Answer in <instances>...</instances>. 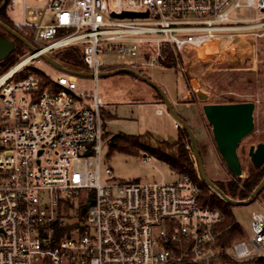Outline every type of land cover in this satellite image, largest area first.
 I'll return each mask as SVG.
<instances>
[{"label": "built area", "instance_id": "1", "mask_svg": "<svg viewBox=\"0 0 264 264\" xmlns=\"http://www.w3.org/2000/svg\"><path fill=\"white\" fill-rule=\"evenodd\" d=\"M25 1L8 0V8L22 4L27 15L14 26L39 46L0 75V264L264 259V213L252 211L250 233L223 243L222 212L198 201L199 186L187 175L119 181L111 168L101 172L104 101L97 89L100 53L138 54L143 64L161 67L168 51L186 77L211 58L237 63L243 39L264 35V14L235 19L232 12L264 11V0H48L46 24ZM126 11L146 15L117 16ZM71 45L81 48L91 88L66 72L46 75L42 84L45 73L36 67L15 77L40 54Z\"/></svg>", "mask_w": 264, "mask_h": 264}, {"label": "rangeland", "instance_id": "2", "mask_svg": "<svg viewBox=\"0 0 264 264\" xmlns=\"http://www.w3.org/2000/svg\"><path fill=\"white\" fill-rule=\"evenodd\" d=\"M47 2L48 0L25 1L27 8L42 11L43 15L38 17L37 23L46 24L52 19V14L45 11ZM7 11L12 21H20L24 15H27V13L24 14L22 4L19 2L13 10L7 8ZM262 14L264 11L240 6L232 12V17L254 19ZM262 38L243 39L245 42L247 39V43L237 63L228 65L221 62L219 58H211L209 62L213 64L208 62L209 65L205 66L204 70L193 73L191 77L184 76L179 68L149 67L142 63L138 54L100 53L99 58L103 66L107 68L132 67L137 73L146 76L163 89L176 115L189 124L196 136L207 178L211 182H225L231 174L217 152L211 126L205 120L194 86L198 85L207 94L206 103H218L227 98L235 102H254V128L237 147L240 165L246 168L251 163L248 148L253 144L264 142V36ZM20 51L22 53L17 59L27 56L31 49ZM13 64L11 62V65ZM31 64L45 75L54 77L63 74L41 57L33 59ZM200 78H205V84L200 83ZM91 79L90 76H80L77 79L78 85L84 82L85 88L89 89L92 85ZM97 89L104 101L102 119L105 123L104 138L106 140L116 133L142 135L146 132L158 140L165 139L173 142L178 138V130L174 127L176 119L168 112L164 101H161L157 89L146 80L131 73H112V75L98 77ZM158 108L163 110L160 115L155 112ZM189 149L191 152L190 146ZM145 158L141 151L137 154L124 153L116 149L109 152V147L104 140L101 151V172L106 167L111 168L114 180L119 181L137 179L164 182L177 179V175L169 170L165 162L152 157L145 163L143 161ZM244 175L245 173L242 172L241 176L244 177ZM252 211L264 213V189L252 202L232 204V214L245 235L250 233L249 215ZM72 212L73 215L76 213L74 209Z\"/></svg>", "mask_w": 264, "mask_h": 264}, {"label": "trees", "instance_id": "3", "mask_svg": "<svg viewBox=\"0 0 264 264\" xmlns=\"http://www.w3.org/2000/svg\"><path fill=\"white\" fill-rule=\"evenodd\" d=\"M2 0H0V3ZM7 4L0 9V21L9 28L16 30L22 37H24L29 43L38 47L33 40L32 33H27L14 26L13 21L10 19ZM0 36H5L14 41V50L4 59L0 60V75L9 70L13 65L11 62L16 63L18 56L22 53L21 49H27V46L20 40L10 35L6 30L0 27ZM264 36V35H263ZM262 36V37H263ZM260 37V38H262ZM263 39V38H262ZM31 52V51H30ZM165 59L162 66L165 68H178L175 61V57L171 52L165 51ZM53 59L58 61L62 66L73 70H82L88 72V68L82 59V52L80 46L71 45L62 47V49L55 50L49 54ZM114 68V66H112ZM112 68L105 66L100 67V71H110ZM31 70H35L32 64H29L26 68L21 70L15 75L16 78H23ZM42 84H46L49 81V76L43 75ZM200 83L205 84V78L199 79ZM201 85V84H200ZM158 93V92H157ZM161 98L160 94L158 93ZM158 97V98H159ZM162 101V98H161ZM235 102L231 98L219 101L218 103ZM105 127V123H104ZM177 139L173 142L168 140H158L152 137L149 132L142 135H127L123 133H116L112 135L109 140H106L105 131L102 134L103 139L106 141L109 152L114 149L124 153H135L139 151L144 154L145 157L151 156L156 157L160 161L165 162L173 173L177 176L187 175L196 185L199 186L198 201L201 204L210 207L216 206L220 209L223 214V221L219 225L220 237L223 243H228L232 239H239L245 236V232L238 224L235 216L232 214V204L222 200L214 191H212L208 185H206L199 177L198 169L196 168V161L192 151L190 152V140L185 129L180 126L178 129ZM239 157V153H238ZM240 160V158H239ZM231 177L225 182L213 181L222 193L229 199L234 200H245L255 187L259 184L258 182L264 176V163L260 167L253 166L252 163L242 167V172L245 173L244 177L236 176L229 170ZM264 189V188H263ZM248 264H264L263 258H250Z\"/></svg>", "mask_w": 264, "mask_h": 264}, {"label": "water", "instance_id": "4", "mask_svg": "<svg viewBox=\"0 0 264 264\" xmlns=\"http://www.w3.org/2000/svg\"><path fill=\"white\" fill-rule=\"evenodd\" d=\"M8 0H2L0 3V9L7 4ZM126 15L135 17V16H143L146 13L140 14L136 12H123L121 14H117L118 17H125ZM0 27L6 30L10 35L14 36L18 40H20L23 44L27 46L28 49H31L32 52H36L37 48L29 43L24 37H22L16 30L9 28L4 23L0 21ZM15 44L14 41L5 37L0 36V60L7 57L13 50ZM46 62L48 61L55 68L60 70L61 72H66L71 75H75L77 77L80 76H91L92 74L89 72H85L82 70H73L67 67L62 66L58 61L53 59L49 54H40L39 55ZM131 73L137 75L144 81L146 80L149 84H151L157 92L160 94L162 100L164 101L168 112L176 119V121L180 122L182 127L185 129L187 135L190 140V147L193 153V156L196 161L197 169L199 172V176L201 180L208 185V187L225 200L231 204H246L255 200L256 196L262 191L264 188V176L258 182L259 184L255 187V189L251 192V194L245 200H234L227 198L222 191L212 183L205 173V169L203 168L202 159L200 156V152L198 151L196 136H194L192 129L189 124L176 115L174 112L172 104H170L165 92L163 89H160L153 81H151L146 76H142L140 73H137L132 67H118L114 68L110 71H100L98 72L99 76L112 75V73ZM196 97L198 99L199 104L201 105L203 115L205 120H207L208 124L211 126V133L215 141L217 152H219L220 157L228 170H230L234 175L241 176L242 167L240 165V160L238 157L237 147L239 143L244 139L247 134L252 132L254 128V118H253V110L255 107L254 102L251 101H243V102H227V103H206L205 99L207 94L202 91V89L198 86H194ZM87 153V152H86ZM248 155L251 163L255 167H260L264 163V142H260L255 146L251 145L248 148ZM85 208L83 210V213Z\"/></svg>", "mask_w": 264, "mask_h": 264}, {"label": "crops", "instance_id": "5", "mask_svg": "<svg viewBox=\"0 0 264 264\" xmlns=\"http://www.w3.org/2000/svg\"><path fill=\"white\" fill-rule=\"evenodd\" d=\"M191 103H193V104H194L195 102H192V101H191ZM195 104H196V103H195ZM103 107H104V106H103ZM170 142H172V141H170Z\"/></svg>", "mask_w": 264, "mask_h": 264}, {"label": "flooded vegetation", "instance_id": "6", "mask_svg": "<svg viewBox=\"0 0 264 264\" xmlns=\"http://www.w3.org/2000/svg\"><path fill=\"white\" fill-rule=\"evenodd\" d=\"M253 146H255L254 144H253ZM248 151V150H247Z\"/></svg>", "mask_w": 264, "mask_h": 264}]
</instances>
